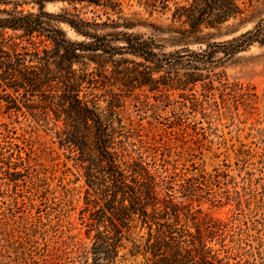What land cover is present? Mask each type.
<instances>
[{
    "label": "trees",
    "instance_id": "1",
    "mask_svg": "<svg viewBox=\"0 0 264 264\" xmlns=\"http://www.w3.org/2000/svg\"><path fill=\"white\" fill-rule=\"evenodd\" d=\"M56 1L73 11L46 9ZM246 1L139 0L149 17L171 13L179 23L176 41L206 43L165 51L154 36L133 31L160 27L124 16L121 0H30L28 10L18 0H0V116L22 114L51 132L83 180L80 188L65 187L72 199L47 264H251L234 222L203 208L213 203L205 176L168 172L146 154L141 134V115L155 105L147 93L157 102L170 92L193 94L209 81L216 54L228 58L264 45V13L237 36L203 41L205 29L252 22ZM79 5L93 16H83ZM0 126L12 131L9 122Z\"/></svg>",
    "mask_w": 264,
    "mask_h": 264
},
{
    "label": "rangeland",
    "instance_id": "2",
    "mask_svg": "<svg viewBox=\"0 0 264 264\" xmlns=\"http://www.w3.org/2000/svg\"><path fill=\"white\" fill-rule=\"evenodd\" d=\"M18 1L23 9H33L30 0ZM121 1L124 16L160 27V31L149 26L133 31L154 36L165 51L179 49L184 42H190L192 49L206 48V43H192L193 39L176 41L180 35L172 30L179 23L171 20L170 12L149 17L139 0ZM246 5L252 22L231 20L205 29L203 41L226 40L252 28L264 13V0ZM63 8L73 11L67 2L46 4L52 12ZM78 8L83 16H93L91 8ZM136 11L141 14L134 15ZM60 25L69 37L78 38L70 26ZM208 70L209 81L199 82L193 94L170 92V97L157 102L147 93L156 106L141 115L144 148L168 172L204 175L203 187L213 203L208 201L203 208L232 220L244 258L264 264V45L255 43L228 58L219 52ZM14 120L0 116V123L9 122L12 128L8 132L0 126V264H47L60 238L58 224L68 214L67 199H72V193L66 199L65 187L80 188L83 180L70 171H75L73 161L51 132L22 114Z\"/></svg>",
    "mask_w": 264,
    "mask_h": 264
}]
</instances>
